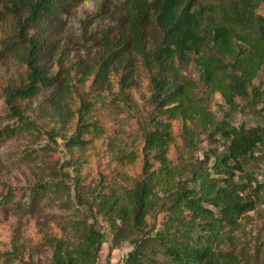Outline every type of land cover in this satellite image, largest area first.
Returning a JSON list of instances; mask_svg holds the SVG:
<instances>
[{
    "label": "trees",
    "instance_id": "trees-1",
    "mask_svg": "<svg viewBox=\"0 0 264 264\" xmlns=\"http://www.w3.org/2000/svg\"><path fill=\"white\" fill-rule=\"evenodd\" d=\"M263 5L264 0H129L121 10L127 26L120 37L104 36L100 55L89 63H67L56 22L71 0H0V28L7 26L0 61L10 55L25 69V80L5 90L15 122L0 130V143L22 134L55 144L60 139L69 155L65 168L74 170L108 132L93 112L104 104L107 95L99 90L110 88L113 75L122 95L144 72L151 109L140 156H126L129 163L141 157L140 176L101 174L93 186L68 172L36 185L22 195V210L46 193L64 196L71 179L75 204L67 201L68 232L48 241L47 262L14 250L1 254L0 264H99L109 239V257L124 243L133 247L124 264H241L224 247L241 221L264 204L263 174L250 170L264 146V124L219 121L210 106L220 95L230 112L252 110L264 122ZM192 65L198 81L186 73ZM89 81L93 91L84 93ZM48 91L58 120L43 130L21 102ZM202 135L209 150L195 159Z\"/></svg>",
    "mask_w": 264,
    "mask_h": 264
},
{
    "label": "rangeland",
    "instance_id": "rangeland-1",
    "mask_svg": "<svg viewBox=\"0 0 264 264\" xmlns=\"http://www.w3.org/2000/svg\"><path fill=\"white\" fill-rule=\"evenodd\" d=\"M128 1L71 0L69 11L56 22L59 26L57 37L61 40L64 61L89 63L100 55L104 36L107 41L119 38L127 26L126 15L121 10ZM260 13L264 14V5ZM6 28V25L0 28V37ZM24 71V67L10 55L0 61V130L15 122L9 117L5 90L20 85L25 80ZM186 73L192 79L199 80L198 70L194 65ZM122 74L123 72L120 73ZM261 76L264 77V72ZM146 77L143 72L122 95L118 94L120 88L116 75L112 76L109 89L99 90L107 96L104 104L95 108L93 115L105 125L108 132L96 141L94 150L82 154L78 169L65 168L69 155L60 139L55 144L46 136L33 140L28 134H22L0 143V255L17 250L25 258L49 261L48 241L55 236H63L69 229L72 210L68 208L70 205L67 201L71 198L70 204H75L71 179L78 177L81 181L95 186L101 179V174H109L110 178L117 172H125L131 178L140 176L141 157L134 163H129L131 158L126 156L130 152L140 156L142 151L143 133L151 110ZM260 78L256 79V86L260 84ZM90 85L91 81L81 90L84 93L93 91ZM51 96L52 92L48 91L21 102L27 115L42 126L43 130L56 126L58 120L57 116L51 115ZM72 103L74 104L73 100ZM75 104L78 105L77 100ZM210 108L219 121L231 117L236 124H264L259 114L252 110L230 112L220 95L214 97ZM71 123L68 124L69 128ZM202 138L203 143L193 153L195 159L202 158L209 150L206 135H202ZM177 142L180 143L179 140ZM173 149L175 151H172V155L176 156V148ZM255 155L257 160L250 170L261 171L263 176L260 180H264V146ZM68 172L71 179L66 181L69 185L64 196L46 193L30 209H21L19 203L23 202L24 194H29L30 189L46 181L61 180ZM97 220L99 228L104 230V221L101 218ZM232 235L233 240L224 247L225 252H233L239 256L241 264H264V204L249 213ZM110 242L109 239L103 246L99 264H124L133 247L124 243L109 257Z\"/></svg>",
    "mask_w": 264,
    "mask_h": 264
}]
</instances>
